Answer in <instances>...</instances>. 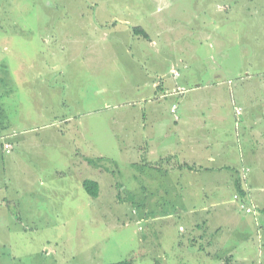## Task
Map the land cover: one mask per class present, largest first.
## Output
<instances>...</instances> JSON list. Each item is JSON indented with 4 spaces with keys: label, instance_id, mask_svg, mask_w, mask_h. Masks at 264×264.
<instances>
[{
    "label": "rangeland",
    "instance_id": "rangeland-1",
    "mask_svg": "<svg viewBox=\"0 0 264 264\" xmlns=\"http://www.w3.org/2000/svg\"><path fill=\"white\" fill-rule=\"evenodd\" d=\"M263 72L264 0H0V126L15 135L20 165L3 179L4 207L19 221L0 228V264H264L263 219L233 188L219 205L210 193L181 198L174 165L146 153L173 133L170 111L183 99L158 100L156 83L206 87L224 118L206 138L231 150L232 98L243 107L255 89L264 103ZM220 81L240 99L210 87ZM215 175H194L192 188L213 190ZM82 179L99 183V197ZM248 182L261 210L263 186ZM226 213L241 223L224 241L213 233Z\"/></svg>",
    "mask_w": 264,
    "mask_h": 264
},
{
    "label": "crops",
    "instance_id": "crops-1",
    "mask_svg": "<svg viewBox=\"0 0 264 264\" xmlns=\"http://www.w3.org/2000/svg\"><path fill=\"white\" fill-rule=\"evenodd\" d=\"M238 2L239 0H233L234 5H238ZM231 5L233 4L229 5L228 3L225 5L227 13H229V10H231ZM258 77L264 80V72L259 74ZM153 87L156 90L158 100L166 97H183V99L179 101V107L177 104L173 105H177V118L175 117L177 120L174 121L176 126L173 127V133L168 131V134L170 135L156 141V145L154 146V140L152 139L150 142L152 143L151 146L148 147L149 149H146L147 154H149L150 150H153L154 153L159 152V154L163 155L164 157H161L160 162L166 161L168 165H174V167L171 168H175L173 171L179 176L178 181H173V183L178 187L174 191V194L181 196L182 198V193L186 191L188 197L192 200H201L208 197L210 193V195L214 197L212 200L213 205L225 203V201L221 200L224 199L223 195H226V190L233 188V197L236 194H239L236 189V183L238 182L240 176L239 173L248 169L249 175L247 176V184L243 180L240 182L246 189V197H249V200L253 202L254 197L252 195V190H254V188L249 186L248 177H250V181H252L254 184L263 186L259 189L264 191V103L258 98V92H255V89L252 90L253 92L246 96L247 103L243 102V107L236 106V101L232 98L235 117L237 119L235 131L238 140L236 144L232 145L231 150H225L219 146L214 147L215 144L211 142L210 138H206L207 132L210 131V129L207 127L208 124L211 125L213 120L216 122L224 120V118L218 114L217 107L215 115L212 114V104L206 100V97L202 92L206 89V87L196 85V87L192 89H186L187 93H190L187 96V93L180 95L177 94V90L179 88L185 89L184 85L181 86L174 84L171 86L167 85L166 87L164 83H156ZM210 87H219L220 89L223 88L225 94H230L231 96H233V93L236 92L231 81H220L219 83L217 82L214 85H210ZM234 94L235 99L237 96L239 100L240 96L236 95V93ZM192 97H199V99L192 100ZM237 108H243L242 115H236ZM178 110H180V117H178ZM151 112L154 113V110ZM170 113H172V110ZM6 121L2 120V123L6 124ZM5 124L3 127L0 126V228L3 231L4 229L11 230L12 228L13 224H9L7 222L8 218L12 220L16 219V224L17 221H19L12 211L6 210L4 207L6 199L3 197V192L8 189V184L3 179L5 178L6 174L8 175L9 170H19L18 168L20 166L14 160V158H10L12 156V152L14 151V144L12 143V140L14 139L15 135L8 132L10 128L6 129L7 126ZM5 144H11L12 149L10 151L5 150ZM217 159L222 161L219 162ZM7 160L9 162H5ZM190 166L194 167L195 169L190 170ZM167 171V175L172 173L170 167ZM202 173H205L206 175L217 173L215 178H213L215 182V188L213 190L210 188L208 189V187H201V190L198 191L197 189L194 190L192 188L196 181L191 179H193L194 175L197 176ZM85 180L86 179H82V185ZM208 180L210 179L208 178ZM181 181L183 182V185L181 184ZM209 182L210 181L204 179L202 183L208 186ZM261 198L263 199V197ZM6 207L8 208L9 205ZM262 207L263 208L261 210H259L257 207V212L255 215L259 216L261 220L263 219L264 222V205H262ZM190 211L194 214L199 213L197 212V209ZM181 212L182 211H180V213ZM224 215L225 217L222 220V222H224L223 228H221L219 233L216 231L213 234L224 235V241H226L227 237L225 236L229 235V233L224 229H229L230 227L234 226L235 223L238 226L241 222L234 213L230 216L228 213ZM200 222L203 223L204 228L197 229L198 231L195 233L201 238L202 235L206 233L205 230L208 227L204 220H200ZM184 231L185 230H182L180 232ZM244 232L245 231L242 233ZM6 249L7 247H5V250ZM226 252L228 251L226 250ZM230 257L231 259H229ZM228 259L230 261L240 263L239 259H236L232 253H230ZM225 264H228V262Z\"/></svg>",
    "mask_w": 264,
    "mask_h": 264
},
{
    "label": "built area",
    "instance_id": "built-area-1",
    "mask_svg": "<svg viewBox=\"0 0 264 264\" xmlns=\"http://www.w3.org/2000/svg\"><path fill=\"white\" fill-rule=\"evenodd\" d=\"M172 74H173V76L175 78H178L179 77V73L176 72V71H173ZM185 93H187V90L184 89V88H179L177 90V94H179V95L180 94H185ZM172 113L177 118V105L173 106ZM236 115L237 116L242 115V109L241 108H237ZM4 149L7 150V151H10L12 149L11 144H5ZM248 173H249V170L248 169L247 170H243V172H241V178H242V180L244 182H246V184H247V176H248ZM247 189H248V185H247ZM234 200L235 201H238V202H241L240 208L242 210H244L247 214H254V215L256 214V212H257V206L255 204H253L252 202L247 201V197L243 198L239 194H236L234 196Z\"/></svg>",
    "mask_w": 264,
    "mask_h": 264
},
{
    "label": "trees",
    "instance_id": "trees-1",
    "mask_svg": "<svg viewBox=\"0 0 264 264\" xmlns=\"http://www.w3.org/2000/svg\"><path fill=\"white\" fill-rule=\"evenodd\" d=\"M135 31H136L135 33H138V34L146 37V33L142 29H135ZM189 169L194 170L195 168L190 166ZM239 175L240 176H239L238 182L236 183V189H237V192L239 193V195L241 197L245 198L247 195L246 189L242 186V184L240 182L242 180L241 173H239ZM83 188L91 197H93V198L99 197L100 185L97 181L86 179L83 182ZM115 264H133V263L130 260H125V261L118 262Z\"/></svg>",
    "mask_w": 264,
    "mask_h": 264
}]
</instances>
